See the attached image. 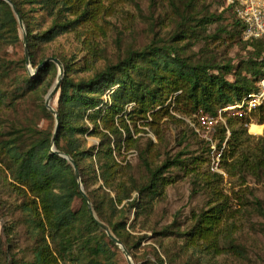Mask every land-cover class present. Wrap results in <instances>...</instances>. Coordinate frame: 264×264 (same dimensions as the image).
I'll return each instance as SVG.
<instances>
[{
	"label": "trees",
	"instance_id": "obj_1",
	"mask_svg": "<svg viewBox=\"0 0 264 264\" xmlns=\"http://www.w3.org/2000/svg\"><path fill=\"white\" fill-rule=\"evenodd\" d=\"M9 1L21 18L28 62L25 55L18 62L23 72L13 78L11 92L3 89L0 80V112L10 105V100L34 96L39 102V111L52 119L42 102L40 104V99L53 86L54 79L46 83L45 77L55 71V66L49 63L33 75L27 72L26 66L36 69L45 60L41 56L38 61L42 50L57 37L71 33L85 39L91 49L92 64L98 61L101 50L92 45V40L94 34L102 32L100 22L104 20L106 10L104 0ZM180 1H184L186 10L181 13L178 27L192 28L186 13L195 0H168V3L175 6V2ZM226 9L234 15V24L239 28L245 49H248L246 60L236 68L212 59L193 62L184 56L185 49L180 43L184 39L187 42L194 39V27L189 32L193 33L190 36L176 32L168 43L161 39L151 41L140 50L128 48L114 62L106 60L104 67L89 78L74 80L70 75L69 61L61 56L53 57L61 62L64 70L58 91L56 112L59 126L54 149L74 162L96 220L108 227L135 264L138 263L135 251L147 238L133 235L137 218L147 211L150 201L163 190L162 174L178 162L166 161L155 170L146 167L141 181L129 178L128 183L117 184L118 164L114 154L121 147H129L132 139L130 129L116 126V121L122 124L124 110L131 103L138 105L141 112H146L142 107L148 102L162 104L170 94L177 92H181L180 98L183 96L193 110H203L215 116L218 110L234 104L255 89L256 82L264 75L263 43L243 40L241 22L231 5H226ZM205 21L197 26L203 27L202 31L206 30L205 23L210 21L209 17H205ZM20 37L22 34L11 7L0 0V46H15L21 42ZM15 64L12 60H1L0 71L4 79H8ZM211 70L218 74L212 75ZM228 74H232V80L225 78L224 75ZM108 91L112 93L104 101L103 96ZM253 122L264 124V105L245 116L228 120L233 130L222 157V168L229 176L238 174L257 178L264 174V145L238 152L243 145L242 134L246 133L244 127L251 126ZM87 124L93 127L90 129ZM236 126L241 129L240 133L234 130ZM28 132V145L22 149L19 138L5 139L0 122V154L12 167L16 182L14 191L20 198L17 212L26 226V245L15 253L9 246L4 250L0 238V264H60L64 258H70L75 264H121V251L90 214L73 166L52 153V129L35 127ZM83 134L97 136L98 146L85 150L79 139ZM260 141L264 142V136ZM189 175L195 182H202L215 201L214 206L192 219V227L184 234V243L188 248H195L200 243H209L214 248L218 243L217 229L225 213V203L211 183L215 180L220 184L222 176L210 171L195 173L192 170ZM134 192L137 193L136 198H132ZM76 199L80 200L79 209H74ZM133 210L134 218L127 228V216ZM163 230L162 234L151 230L154 245L150 247L149 255L154 261L147 259L140 264H174L161 240L157 241L169 235L168 228Z\"/></svg>",
	"mask_w": 264,
	"mask_h": 264
},
{
	"label": "rangeland",
	"instance_id": "obj_2",
	"mask_svg": "<svg viewBox=\"0 0 264 264\" xmlns=\"http://www.w3.org/2000/svg\"><path fill=\"white\" fill-rule=\"evenodd\" d=\"M104 8V20L100 22L102 32L94 34L92 40V45L101 50L98 61L92 64L90 47L83 37L80 39L74 33L57 37L42 50L38 61L41 56L43 59L61 56L71 64L70 75L74 80L89 78L104 67L106 60L114 62L128 48L140 50L151 41L161 39L168 43L176 32L190 36L193 27L196 28L192 29L195 32L193 35L196 37L198 34V37L189 42L184 39L180 43L185 49L182 54L191 61L212 59L236 68L248 56V49H245L239 28L234 24V15L226 9L225 0H195L189 13H186L192 28L178 27L181 13L186 10L184 1L175 2L173 6L168 0H104ZM205 17H209L210 21L205 23L206 30L202 31L203 27L197 26L201 21L206 22ZM23 30L20 28V43L10 47L0 46V62L12 60L17 63L8 79H4L0 71L1 85L9 92L12 91L13 78L23 72L22 65L18 63L25 55ZM54 66L55 71L45 77L46 83L53 78L54 84L57 79L58 68ZM26 70L31 75L35 74V69L29 65ZM210 73L218 74L214 70ZM224 76L232 80V74ZM111 93L106 92L103 100L106 101ZM47 94L40 99V104L42 102L44 106ZM180 95L181 92L170 94L162 104L148 102L142 107L146 112H141L138 105L131 103L124 110L122 124L119 120L115 124L118 127L127 126L132 139L129 147H121L114 154L118 164L117 184L128 183L129 178L141 181L146 167L155 170L166 161L178 162L162 174L163 190L150 201L147 211L137 218L133 235L147 238L135 251L138 258L136 264L147 259L154 261L149 255L150 247L154 245L151 230L162 234L164 228H168L169 235L157 241L161 240L169 260L174 264H264V174L257 178L238 174L229 176L222 168V157L233 130L228 120L236 118L234 112L223 113L222 121L215 124L210 118H214L218 111L215 116L203 110L201 114H196L198 110H193ZM58 99L59 93L50 103L54 110L58 107ZM9 103L0 112L5 139L19 138V146L23 149L29 142V129L36 127L54 132V116L46 107L52 119L39 111V102L34 96L13 99ZM87 126L90 129L93 127ZM255 127H261V132H256ZM244 128L246 133L242 134L243 145L238 149L239 153L264 145L260 141L264 136V124L253 122ZM234 130L240 133L241 129L236 126ZM79 139L85 150L99 144L97 136L83 134ZM190 170L195 173L210 171L222 176L220 184L215 180L211 183L225 203V213L217 229L218 243L214 248L209 243L188 248L184 243V234L192 227V219L214 206L215 201L202 182L193 180ZM13 176L10 162L0 154V238L3 249L9 246L15 253L26 245V226L17 212L20 198L14 191L16 182ZM136 197L134 192L132 198ZM80 205V200L76 199L74 209H79ZM133 213L134 210L127 216V228L132 223ZM120 260L121 264H128L122 252ZM60 264L75 263L70 258H64Z\"/></svg>",
	"mask_w": 264,
	"mask_h": 264
},
{
	"label": "built area",
	"instance_id": "obj_3",
	"mask_svg": "<svg viewBox=\"0 0 264 264\" xmlns=\"http://www.w3.org/2000/svg\"><path fill=\"white\" fill-rule=\"evenodd\" d=\"M231 5L236 18L243 26V40L261 41L264 48V0H226ZM264 56V53H263ZM264 105V75L256 82L255 89L234 104L218 110L213 123L222 121V114L234 112L235 117H242ZM198 110L196 114H201Z\"/></svg>",
	"mask_w": 264,
	"mask_h": 264
},
{
	"label": "water",
	"instance_id": "obj_4",
	"mask_svg": "<svg viewBox=\"0 0 264 264\" xmlns=\"http://www.w3.org/2000/svg\"><path fill=\"white\" fill-rule=\"evenodd\" d=\"M4 2H6L12 9V12L14 14V16L16 17L17 19V22L20 26V28L23 30V26H22V22H21V18L15 8V6L9 1V0H2ZM23 43H24V49H25V58H26V62H28V53H27V49H26V36L25 34H23ZM49 63H53L57 66L58 68V75H57V79L55 81V83L53 84V86L51 87V89L49 90L47 96H46V99H45V107L47 108V110L54 116L55 118V128H54V132H53V137H52V148H51V151L52 153L56 154V155H59L60 157L66 159L74 168V176H75V179L77 180L78 184H79V188H80V192L89 208V211H90V214L93 218H95L94 216V213H93V210L91 208V205L89 203V200H88V197L86 196V194L83 192V189H82V185H81V182H80V177H79V173H78V170L74 164V162L68 158L66 155L62 154V153H59L58 151H56L54 149V141H55V138H56V133H57V130H58V126H59V121H58V117H57V112L56 110L53 109V107L51 106V101L58 95V91H59V84H60V81L62 79V77L64 76V70H63V66L61 64V62L56 59V58H53V57H50V58H46L35 70H34V73H36L41 67L43 66H46L48 65ZM95 222L97 223V225L100 227L101 230H103L108 238L113 242V244H115L117 247L120 248L122 254L124 255V257L126 258V260L128 261V264H131V258H130V255L128 253V251L124 248V246L112 235V233L110 232V230L108 229L107 226H105L104 224L98 222V220H96L95 218Z\"/></svg>",
	"mask_w": 264,
	"mask_h": 264
},
{
	"label": "bare ground",
	"instance_id": "obj_5",
	"mask_svg": "<svg viewBox=\"0 0 264 264\" xmlns=\"http://www.w3.org/2000/svg\"><path fill=\"white\" fill-rule=\"evenodd\" d=\"M254 130H255L256 132H261V127H255ZM131 264H134V263L132 262V260H131Z\"/></svg>",
	"mask_w": 264,
	"mask_h": 264
}]
</instances>
